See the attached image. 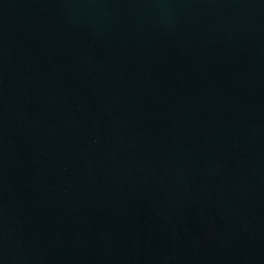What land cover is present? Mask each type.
I'll return each mask as SVG.
<instances>
[{
    "label": "water",
    "instance_id": "obj_1",
    "mask_svg": "<svg viewBox=\"0 0 264 264\" xmlns=\"http://www.w3.org/2000/svg\"><path fill=\"white\" fill-rule=\"evenodd\" d=\"M0 264H264V0H0Z\"/></svg>",
    "mask_w": 264,
    "mask_h": 264
}]
</instances>
